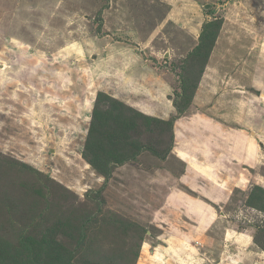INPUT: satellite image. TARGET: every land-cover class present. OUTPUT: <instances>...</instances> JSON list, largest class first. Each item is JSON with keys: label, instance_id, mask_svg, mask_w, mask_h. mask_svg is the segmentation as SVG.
<instances>
[{"label": "rangeland", "instance_id": "obj_1", "mask_svg": "<svg viewBox=\"0 0 264 264\" xmlns=\"http://www.w3.org/2000/svg\"><path fill=\"white\" fill-rule=\"evenodd\" d=\"M212 24L222 27V46ZM230 36L262 47L264 0H0V264L247 260L235 246L224 247L226 230L247 234L264 264V167L252 168L249 185H225L220 201L225 190L179 158L207 163L219 156L233 174L225 165L237 158L227 156L223 140L229 124L237 125L218 111L224 129L211 127L206 145L195 140L197 131L193 140L177 138L170 121L209 114L193 105L208 103L216 96L210 86L221 90L222 80L190 104L178 101L184 115L173 101L184 77L198 83L215 42L213 60L227 65ZM225 90L215 99L220 107ZM100 104L106 118L96 151L107 159L101 163L109 177L89 163L97 154L85 157ZM116 156L129 160L112 163ZM234 166L231 176L243 178ZM195 199L214 208L210 230H196L188 219Z\"/></svg>", "mask_w": 264, "mask_h": 264}, {"label": "crops", "instance_id": "obj_2", "mask_svg": "<svg viewBox=\"0 0 264 264\" xmlns=\"http://www.w3.org/2000/svg\"><path fill=\"white\" fill-rule=\"evenodd\" d=\"M231 37L232 36L229 37L230 39L228 38L226 40L228 48H225V50L227 51L226 55L229 58L227 65L224 66L222 63H216L217 60H213L218 55L217 53L215 54L214 51L216 49L215 44L213 49L214 52L212 51V54L209 56L208 61L200 74L196 90V95L198 96L201 92H203L206 86H210V83L214 82L213 79H215V81L222 80L223 83H225L224 87H226L223 94L227 95V103H222L223 105L220 107L218 102H215V99H217L218 95L222 93L224 87L219 90L218 86L212 84L210 87L212 90L215 89V91L211 90V92H215L216 96H212L208 103H203L202 98H199L198 102L196 100L195 102L197 103H194L193 105L196 106V104H202L203 106H201V108L206 110L209 114L199 112V114H196L194 117L183 116V118L178 120L174 126L177 138L179 135L185 136L186 133V138L183 140L187 141L188 137L190 138L189 140H193L191 137L196 136L195 132L197 131L199 134V136L195 137L197 143L202 141L208 145L207 141L209 139V129L211 127H216L217 129L223 128L222 121L214 118V115H217L220 110H226L223 114L226 117V120H229L237 126L229 124L230 131L228 133V137L223 140L225 141V144L228 143L225 150L229 152V154L226 153L227 156L229 155V157L232 156L237 159L235 162L225 165V168H227L226 170L234 171V173L231 174L234 175L236 173L234 165H240L242 167L241 172H243V178L237 180L234 176H231L229 173L224 171L222 162L218 160L220 159L219 156L215 157L218 159L205 163V161H200L194 156L186 155L184 158L179 154V158L184 159L186 167L195 171L197 174L206 175L207 177L209 176V182L207 185H218L220 189L225 190V194V185H249L251 174L256 172L259 167H264V64L261 60L262 55H264V42L261 43L262 47L260 48L259 45L253 43L251 44V47H246L245 44H238V41L234 36L232 38ZM217 40L220 42L221 38ZM222 45L223 42L221 41V46ZM238 45L240 46L237 47ZM249 59H252L253 62L251 66H249L247 62ZM239 61L241 62L239 63ZM247 88L256 89L262 93V96H256V98H254L252 94L250 95L249 92H247ZM228 96H231L233 100L228 99ZM228 105L229 107L231 106L230 109L227 107ZM229 113H235V115L232 116ZM189 143H191V141ZM200 155L202 154L197 155L198 158L201 157ZM222 157H226V155ZM252 168L256 171H253ZM251 170L253 172H251ZM185 176L182 177L183 180L186 179ZM186 177L190 178L189 176ZM263 177L264 176H260L258 179L259 183H261V179H263ZM172 194L174 195V193ZM227 196L228 195L226 194L225 199L220 198V201L226 200ZM212 203L216 204L215 200H213ZM197 206H201L200 211L197 209ZM189 208L192 212L189 211L188 219L193 223L195 222V226L193 227L196 230H210L213 225L216 224L217 218L214 214V208L209 203L195 199L194 201L192 200L191 204H189ZM205 210H210L213 214L210 211L204 212ZM202 222L207 223V225L203 228H201L200 225ZM228 233L229 231L226 230L224 233L225 238L223 239L225 241L224 247L228 250V252H231L229 248L233 250L231 247L233 245L239 249L238 251H243L249 255L247 260H239L241 261V264H263L262 257L253 250L252 240L247 234L235 232L237 233L236 236L231 235V233V236H229ZM232 253L236 254V251L234 250ZM254 254H256V256ZM250 257H252L253 260L249 261L248 259ZM239 261H236L234 264H240Z\"/></svg>", "mask_w": 264, "mask_h": 264}, {"label": "trees", "instance_id": "obj_3", "mask_svg": "<svg viewBox=\"0 0 264 264\" xmlns=\"http://www.w3.org/2000/svg\"><path fill=\"white\" fill-rule=\"evenodd\" d=\"M210 28H212L213 30H216L214 28V24H212ZM220 30H221V27L216 30V32H217L216 41H217V38L219 37ZM206 41L207 40L205 39L204 43H206ZM215 44H216V42H215ZM213 48L214 47L209 49L207 57H206L207 59L205 60V64L207 63L209 56L212 54ZM201 62H204V61H201ZM205 64L200 67L201 68V71L199 72L200 74L202 73V70L204 69ZM182 76H183V74H181V77ZM186 79H188V81H189L188 83L185 81ZM180 83H181L180 84V89H182V91H180L178 99L173 101V105H174L175 109L177 110V113H178L179 116L184 115L188 111V109L187 108H182L181 105L178 103V101L188 100V104H190L193 101L194 94L196 95V90H197V85H198L197 82H195V84H194L193 79L187 78V77H184V79H182ZM115 103L117 105H120V103H118L116 101H115ZM186 107H187V105H186ZM103 112H104V110L101 108V104H100L98 109H97V111H96V113H95V115L93 116V119H92V122H91V128H90V132H89V136H88L89 137L88 138V143L86 145V153L87 154L85 153V157L91 156V155H89V153L97 154L96 146L101 141L100 137L104 133L103 130L100 131V129H99L101 127V125H102L101 124L102 123L101 122V118H106V116H105V114ZM175 119H177V118L170 119V121L172 122L171 124H172L173 128H174V123L176 121ZM109 145H110L112 150H115L117 148V143L110 142ZM89 149H91V151L88 152ZM97 155H92L91 157H93V159H88L89 163L98 172H100L101 174H105L106 176L109 177V175L111 173L109 171H107V169H105V171H104L103 164L101 163V162H104L105 167H106L107 159L106 158L102 159L100 155H98V156ZM123 158L124 157H122V156H120V157L116 156V157H113V158L109 157V160L113 161L112 163H116V164H123V163H125L126 161L129 160V159H123ZM97 159H99V161Z\"/></svg>", "mask_w": 264, "mask_h": 264}, {"label": "water", "instance_id": "obj_4", "mask_svg": "<svg viewBox=\"0 0 264 264\" xmlns=\"http://www.w3.org/2000/svg\"><path fill=\"white\" fill-rule=\"evenodd\" d=\"M207 8H209V5L207 6Z\"/></svg>", "mask_w": 264, "mask_h": 264}]
</instances>
